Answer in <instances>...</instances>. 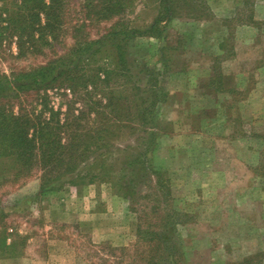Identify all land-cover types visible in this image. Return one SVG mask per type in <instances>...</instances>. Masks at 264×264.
<instances>
[{
    "label": "rangeland",
    "instance_id": "374dc122",
    "mask_svg": "<svg viewBox=\"0 0 264 264\" xmlns=\"http://www.w3.org/2000/svg\"><path fill=\"white\" fill-rule=\"evenodd\" d=\"M152 1L133 0L126 19L149 24L157 13ZM203 1L208 21L175 19L160 39L130 42V60L155 73L167 47V72L151 83L133 68L130 79L103 88L105 95L122 96L120 106L97 109L80 95L49 90L61 121L65 113L80 118L72 132L84 129L94 138L104 130L110 147L105 168L113 179L73 185L71 176L41 193L36 174L3 186L0 245L6 239L10 249L0 247V264H144L155 252L150 233L154 239L165 228L174 264H237L264 253V0ZM115 21L88 29L89 38ZM66 37L32 53L20 52L13 38L0 39V75L63 55L74 44ZM154 79L166 99L153 109L150 137L140 134L135 108L150 99L143 90ZM27 101L40 110L36 96ZM136 145L149 149L144 172L124 165L135 158ZM117 181L134 182V200L111 188Z\"/></svg>",
    "mask_w": 264,
    "mask_h": 264
},
{
    "label": "trees",
    "instance_id": "16d2710c",
    "mask_svg": "<svg viewBox=\"0 0 264 264\" xmlns=\"http://www.w3.org/2000/svg\"><path fill=\"white\" fill-rule=\"evenodd\" d=\"M125 2L0 0L4 6L0 15V39H15L20 52L31 50L32 53V48L38 45L48 49L53 44H62L67 34L74 43L69 51L46 64L0 75V189L36 174L40 175L41 193L71 176L69 183L73 185L77 181L79 185L112 180L110 169L105 168L110 158L104 151L110 147L105 142L106 134H102L104 130L98 131V136L94 138L88 136V131L84 129L72 132L73 124L80 118L72 119L65 113L61 121V114L50 106L49 90L64 91L67 98L80 95L83 101H88L97 109L116 108L120 106L122 96H116L114 91H107L105 95L103 88L130 79L133 68L135 72L151 78V83L153 78L167 72V47L160 50L163 67L155 73L149 67L140 68L130 60L129 44L133 39L156 36L160 39L167 25L175 19L208 21L212 18L203 0H153L151 10L153 6L157 13L149 24L141 27L126 19L127 14H133L128 11L133 9V0L128 6ZM111 18L116 19L112 27L96 38H89L88 29L97 28ZM154 83L143 90L151 92L150 99L142 98L135 108L141 119L140 134L150 137L155 136L152 129H147L151 124L153 109L166 99L165 93L158 90L156 79ZM135 88L137 91L139 87ZM31 96H36L41 102L39 111L35 112L33 105L27 101ZM141 135L137 136V140L142 141L144 137ZM138 146H135V158L126 160L124 165L133 169L140 167L144 172L148 169L149 149ZM118 182L111 188L117 187L118 193L134 200V182L131 181L128 186L119 185ZM168 233V228H165L156 233L154 239V233H150L155 252L144 264H174L173 253L171 258L169 256L171 246ZM5 240L0 245L4 251L10 249ZM140 258L144 256L140 254ZM237 264H264V253L247 257Z\"/></svg>",
    "mask_w": 264,
    "mask_h": 264
}]
</instances>
